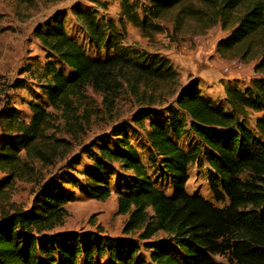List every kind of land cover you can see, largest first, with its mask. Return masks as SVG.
Wrapping results in <instances>:
<instances>
[{
	"label": "trees",
	"instance_id": "16d2710c",
	"mask_svg": "<svg viewBox=\"0 0 264 264\" xmlns=\"http://www.w3.org/2000/svg\"><path fill=\"white\" fill-rule=\"evenodd\" d=\"M119 1L120 19L143 38L161 34L160 23L169 13L175 30L193 25L204 32L219 26L227 35L216 43L218 57L252 64L255 78L244 90L224 88V111L201 95L195 79L181 86L168 60H135L126 54L92 59L57 19L52 26L36 27L33 34L47 56L41 92L68 140L46 135L52 115L39 104H28L27 121L9 106L1 110L0 197L32 173L30 161L48 166L75 141L78 150L66 160L65 171L40 185L29 209L0 211V264H224L213 256L227 258V264H264V0ZM73 17L96 48L110 43V28L106 33L92 11L76 8ZM87 89L101 97L108 114L124 90L135 101L130 123L139 129L147 119L165 114L162 123H146L149 156L160 166L156 182L130 145L128 132L134 127L114 126L106 135L78 142L92 117L86 112ZM249 113L257 115L254 130L244 124ZM180 114L188 118L187 125ZM188 136L199 146L180 147ZM200 154L209 169L212 199L228 202L223 208L185 190L189 167ZM115 167L126 178L111 190ZM69 172L85 178L76 187L84 197L103 202L116 196V213L126 217L121 237L55 232L70 200L62 186L78 185ZM163 179L170 195L157 187Z\"/></svg>",
	"mask_w": 264,
	"mask_h": 264
},
{
	"label": "rangeland",
	"instance_id": "374dc122",
	"mask_svg": "<svg viewBox=\"0 0 264 264\" xmlns=\"http://www.w3.org/2000/svg\"><path fill=\"white\" fill-rule=\"evenodd\" d=\"M131 4L146 5V0H128ZM80 8L83 11H92L99 24L107 33L110 28V43L96 48L84 28L76 23L73 11ZM121 3L119 0H0V111L7 106L21 114V119L27 121L30 118L28 104L36 103L46 109L49 114L52 129L47 136L54 134L53 141L68 140L61 133L63 123L46 102L40 88L41 74L44 72L46 54L35 38L33 31L36 27L45 24L52 26L53 20L61 22L64 32L74 39L92 59H105L115 54H126L135 60L138 57L153 60H168L172 68L179 75L181 86H185L189 77H197L202 83V92L212 90L210 98L213 105L220 109H226V101L223 92L218 87L219 78L229 76L232 70L241 67L239 61H225L215 52L217 41L223 36L219 26L212 27L204 32L195 29L193 25H185L175 30L172 22V13H169L161 21L163 31L151 38H143L140 31L129 24L125 19H120ZM247 67L246 78H243L239 89L244 90L255 78L252 64H244ZM64 75L69 77V71ZM229 85L230 84H226ZM224 86V88L226 87ZM86 112L92 114L89 129L84 135L79 136L78 142H88L92 138L102 134H108L114 126L127 125L134 127V132H128L130 145L137 151L138 156L147 168L149 177L156 182L160 177L159 164L153 163L149 156V146L146 140V123H162L166 118L160 114L159 118H150L145 121V128L139 129L133 126L131 116L136 110L135 101L124 91L120 90L116 105L112 114L106 113L101 107V97L86 90ZM209 98V99H210ZM171 102L173 98L165 99ZM256 114L249 113L244 119V124L249 130H254ZM180 119L185 125L188 118L180 114ZM55 130V132H54ZM2 125L0 124V137ZM54 132V133H53ZM190 137V138H189ZM52 140H49L51 143ZM71 142V141H70ZM77 142H71L61 149L52 164L40 165L35 161L28 164L33 167L32 173L22 180H16L12 186L4 191L0 197V211L12 212L15 209L27 210L31 207L33 199L41 184L52 176L65 171L66 160L72 157L78 150ZM184 150L198 147L195 138L188 136L187 142L178 144ZM80 170L82 167L79 168ZM77 169V170H79ZM208 167L200 154L197 161L189 167V179L185 190L189 195L201 196L214 207L223 208L227 201L215 202L207 186ZM72 180H77L78 185L67 184L62 186V192L70 197L65 206L66 217L63 223L55 228V232H74L77 234L95 233L110 238L121 237L122 225L126 219L116 213V196H111L103 201H94L84 197L76 187L83 186L85 178L77 173H67ZM0 173V180L3 178ZM126 178L115 167L109 179L111 190L117 188L120 182ZM244 178V176L242 177ZM157 184L167 195L171 188L166 180ZM216 262L227 264V258L213 256ZM105 264L104 261L99 262Z\"/></svg>",
	"mask_w": 264,
	"mask_h": 264
},
{
	"label": "crops",
	"instance_id": "0c3cea01",
	"mask_svg": "<svg viewBox=\"0 0 264 264\" xmlns=\"http://www.w3.org/2000/svg\"><path fill=\"white\" fill-rule=\"evenodd\" d=\"M226 33H223V36L219 39H223L226 37ZM218 40V41H219ZM217 41V42H218ZM216 46V45H215ZM247 67L246 65H244L243 63H241V67L238 69V70H232L229 72V76H226V77H223V78H219L217 79L216 81H219L218 83V87L221 89V91L223 92L224 90V86L226 84H230V86H233L237 89H239V87L241 86L242 83H240L242 81L243 78H246V73L248 72L247 71ZM192 79H195L198 83V89L199 91L201 92V95L205 98H210V95H211V92L212 90L209 89L207 92H202L201 89H202V83H199L198 81V78L197 77H189L188 80H192ZM227 86V85H226ZM211 99V98H210ZM226 109H223L224 111H228V106L226 105Z\"/></svg>",
	"mask_w": 264,
	"mask_h": 264
},
{
	"label": "built area",
	"instance_id": "2783aa9c",
	"mask_svg": "<svg viewBox=\"0 0 264 264\" xmlns=\"http://www.w3.org/2000/svg\"><path fill=\"white\" fill-rule=\"evenodd\" d=\"M182 141H183V142H187V139L185 138V139H183ZM180 142H181V141H180ZM180 142H178V144H179Z\"/></svg>",
	"mask_w": 264,
	"mask_h": 264
}]
</instances>
